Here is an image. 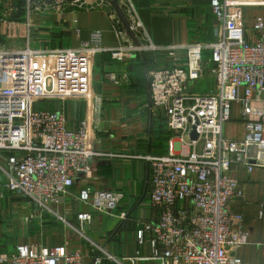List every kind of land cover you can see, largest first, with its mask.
I'll list each match as a JSON object with an SVG mask.
<instances>
[{"label":"built area","instance_id":"obj_1","mask_svg":"<svg viewBox=\"0 0 264 264\" xmlns=\"http://www.w3.org/2000/svg\"><path fill=\"white\" fill-rule=\"evenodd\" d=\"M43 1L28 0L29 22L32 4L40 11ZM56 2L84 5L83 0ZM122 2L127 13L134 10L131 0ZM211 6L223 30V37L213 43L147 41L108 48L102 31L95 30L78 48L41 51L29 45L13 50L0 36V187L37 214L63 219L55 207L72 196L76 178L89 175L93 161L108 155L93 145L102 98L94 95L90 114L75 129L64 110L37 109L36 104L44 99L89 98L98 54L125 61L148 51L164 53L170 64L150 69L147 76L153 104L165 111L181 145L177 151L172 142L168 154L145 157L151 170L150 202L159 208V220L145 222L138 231V243H148L151 253L137 251L130 258L159 264H244L234 254L247 242V232L234 222L242 216L230 210L232 199L242 195L232 168H264V17L255 19L257 39L251 40L244 9L264 6V0H213ZM14 8L9 0H0V22L13 19ZM131 25L135 32L142 27L139 22ZM206 51L211 53L208 64L215 89L187 94L188 86L206 74ZM110 79L122 83L117 73ZM234 105L239 106L246 130L240 139L225 136ZM194 130L197 139L191 138ZM76 198L94 211L111 214L122 195L86 187ZM78 220L84 225L93 221V214L80 212ZM94 252L91 264H103V249L97 245ZM0 263L85 264V259L80 250L64 245H19L14 254L0 255Z\"/></svg>","mask_w":264,"mask_h":264},{"label":"crops","instance_id":"obj_2","mask_svg":"<svg viewBox=\"0 0 264 264\" xmlns=\"http://www.w3.org/2000/svg\"><path fill=\"white\" fill-rule=\"evenodd\" d=\"M212 1L131 0L134 10L127 13L119 0L130 22L141 23L136 32L140 42L160 45L220 40L222 25L212 9ZM83 3L81 6L45 0L44 9L33 11L30 22L25 13L0 23L2 43L13 50L28 45L41 51L78 48L95 30L102 31L105 47L134 43L108 0ZM258 16L264 17V6L245 7L244 22L251 40L257 39L253 27ZM210 56L206 51L204 57L208 58L204 63L208 64ZM169 64L166 54L154 51L125 61L115 60L110 53L96 55L91 96L67 98L56 110H64L69 126L75 129L90 114L89 102L94 95L101 97L93 145L108 155L93 161L89 175L76 178L72 196L64 205L55 207L63 219L45 212L37 214L23 200L0 187V255L14 254L19 245L38 249L64 245L72 251L80 250L85 264H91L98 245L103 249V264H159L154 260L133 261L130 257L137 251L151 253L148 243H138V231L145 222L159 220L160 210L150 202L151 170L145 157L168 154L172 142L177 151L181 145L180 135L171 129L165 111L153 104L147 76L150 69ZM111 73H117L122 83L113 82ZM215 86V78L207 76L191 83L186 93H210ZM233 111V119L225 126V136L240 139L245 136V125L238 105H234ZM232 173L240 182L242 195L232 199L230 210L242 216L234 222L247 232V242L236 248L234 254L244 264H264V168L248 171L234 165ZM86 187L120 193L118 208L111 214H102L81 203L76 196ZM80 212H91L93 221L81 225Z\"/></svg>","mask_w":264,"mask_h":264},{"label":"rangeland","instance_id":"obj_3","mask_svg":"<svg viewBox=\"0 0 264 264\" xmlns=\"http://www.w3.org/2000/svg\"><path fill=\"white\" fill-rule=\"evenodd\" d=\"M10 3L14 4L15 6V12L13 13V15L16 17H20L22 15H24L26 13V11L28 10V0H9ZM44 2V1H43ZM32 12L34 11L33 10V4H32ZM0 23H4V21L0 22ZM205 58V61L208 57H204ZM204 61V62H205ZM204 66H206V74L203 78L205 77H211V72H210V69H212V65H208L206 63H204ZM65 100H61V99H44V100H41L39 101L37 104H36V108L37 109H49V110H56V109H59L62 107V104L61 102H64ZM60 104H61V107H60ZM27 207V206H26ZM28 209V207H27ZM26 209V210H27Z\"/></svg>","mask_w":264,"mask_h":264},{"label":"water","instance_id":"obj_4","mask_svg":"<svg viewBox=\"0 0 264 264\" xmlns=\"http://www.w3.org/2000/svg\"><path fill=\"white\" fill-rule=\"evenodd\" d=\"M46 1L55 2V1H59V0H46ZM65 1H76V0H65ZM108 1L112 5V7L114 8V10H115L116 14L118 15L119 19L121 20V22L123 23L126 33L132 38V40L134 41V43L136 45H140L141 42H140L139 38L137 37L136 32L133 30L131 22L127 16V13L125 12L123 7L121 6L119 0H108ZM191 138L192 139L198 138V134L196 133L195 130L192 132Z\"/></svg>","mask_w":264,"mask_h":264}]
</instances>
